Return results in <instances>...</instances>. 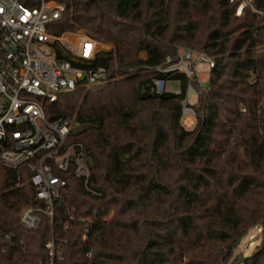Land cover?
Instances as JSON below:
<instances>
[{
  "label": "trees",
  "instance_id": "1",
  "mask_svg": "<svg viewBox=\"0 0 264 264\" xmlns=\"http://www.w3.org/2000/svg\"><path fill=\"white\" fill-rule=\"evenodd\" d=\"M63 1L52 30L109 42L94 60L109 77L59 94L44 110L80 125L69 140L90 153L101 194L65 172L53 214L39 210V224L27 228L22 208L46 204L27 171L16 186L15 171L0 164V264H42L51 237L63 254L55 264H178L185 256L229 264L258 224L262 239L239 264H264V16L250 6L236 14L240 0ZM252 3L264 9V0ZM185 46L214 60L207 85H196L188 129L180 114L187 77L156 68ZM156 77L180 80V92H151Z\"/></svg>",
  "mask_w": 264,
  "mask_h": 264
},
{
  "label": "built area",
  "instance_id": "2",
  "mask_svg": "<svg viewBox=\"0 0 264 264\" xmlns=\"http://www.w3.org/2000/svg\"><path fill=\"white\" fill-rule=\"evenodd\" d=\"M246 6L264 16V9L256 8L252 0H240L236 14H242ZM65 9L63 0H0V164L15 171L16 186L27 171L37 199L46 204L22 208L19 220L27 228L39 224V210L53 214V200L61 196L66 184L65 172L72 170L87 193L101 194L91 184L94 167L90 153L82 142L69 140L74 117L50 119L44 110V104L59 94L109 77L107 66L94 63L101 50L99 40L78 28L58 33L52 30L53 21ZM203 62L214 65L213 57L205 51L185 46L156 67L164 73H182L188 79L180 112L185 128L195 122L196 101L192 103L188 95L196 89ZM153 81L151 92L167 90L168 80L156 77ZM174 92H180V87ZM72 210L67 211L70 218ZM87 233L85 227L81 233L84 239ZM45 247L50 254L42 264H55L62 258L61 245L53 237ZM178 264H189L188 258L183 257Z\"/></svg>",
  "mask_w": 264,
  "mask_h": 264
},
{
  "label": "rangeland",
  "instance_id": "3",
  "mask_svg": "<svg viewBox=\"0 0 264 264\" xmlns=\"http://www.w3.org/2000/svg\"><path fill=\"white\" fill-rule=\"evenodd\" d=\"M98 46L100 49L101 48L109 49L111 47V44L107 41L101 40L98 42ZM141 55H144V52H141ZM210 68L211 67L209 66V64L204 62L200 65L199 75L196 79L198 80V82L196 83V85H198L199 87H203L207 85ZM166 87L167 90L174 91L180 87V82L174 79H169ZM195 88L197 89L198 87L196 86ZM196 89L191 90L188 95L192 103L198 101ZM79 127L80 125L76 121H74L72 127L73 130ZM262 236H263V230L260 224L248 228V231L242 236L238 244L235 246L233 255L229 259L228 263L237 264V262L240 261L243 258V256L249 255L256 248L255 246L259 244L260 240L262 239Z\"/></svg>",
  "mask_w": 264,
  "mask_h": 264
},
{
  "label": "water",
  "instance_id": "4",
  "mask_svg": "<svg viewBox=\"0 0 264 264\" xmlns=\"http://www.w3.org/2000/svg\"><path fill=\"white\" fill-rule=\"evenodd\" d=\"M246 257H247V256H244L240 261L237 262V264L240 263V262H241L243 259H245Z\"/></svg>",
  "mask_w": 264,
  "mask_h": 264
},
{
  "label": "crops",
  "instance_id": "5",
  "mask_svg": "<svg viewBox=\"0 0 264 264\" xmlns=\"http://www.w3.org/2000/svg\"><path fill=\"white\" fill-rule=\"evenodd\" d=\"M188 128H189V127H188ZM188 128H187V129H188Z\"/></svg>",
  "mask_w": 264,
  "mask_h": 264
}]
</instances>
